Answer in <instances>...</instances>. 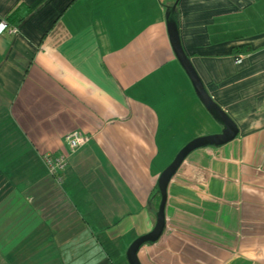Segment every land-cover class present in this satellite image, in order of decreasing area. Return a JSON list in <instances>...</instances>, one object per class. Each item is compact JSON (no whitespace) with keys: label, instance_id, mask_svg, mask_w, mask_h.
<instances>
[{"label":"crops","instance_id":"obj_1","mask_svg":"<svg viewBox=\"0 0 264 264\" xmlns=\"http://www.w3.org/2000/svg\"><path fill=\"white\" fill-rule=\"evenodd\" d=\"M175 6L183 51L239 135L185 161L139 261L264 264V0H0L18 30L0 36V264H128L152 232L161 148L179 121L209 117L171 47ZM73 133L89 140L76 152ZM48 157L66 168L51 176Z\"/></svg>","mask_w":264,"mask_h":264},{"label":"water","instance_id":"obj_2","mask_svg":"<svg viewBox=\"0 0 264 264\" xmlns=\"http://www.w3.org/2000/svg\"><path fill=\"white\" fill-rule=\"evenodd\" d=\"M176 6L171 10L167 20L169 28V38L174 55L188 77L193 90L204 107L206 112L212 119L222 127V133L216 136H210L192 141L186 145L176 156L170 166L160 175L154 188L152 197L159 196L160 205L156 216L155 227L151 233L136 240L128 249L126 260L128 264H141L138 258L139 252L145 246L157 244L164 235L166 229V206L168 199V188L173 178L177 175L185 161L193 153L206 148H222L236 140L239 131L236 125L228 118V116L213 102L204 88L197 72L192 66L190 60L185 55L180 37L179 25L175 14Z\"/></svg>","mask_w":264,"mask_h":264},{"label":"rangeland","instance_id":"obj_3","mask_svg":"<svg viewBox=\"0 0 264 264\" xmlns=\"http://www.w3.org/2000/svg\"><path fill=\"white\" fill-rule=\"evenodd\" d=\"M163 84H164V89H166L167 92L169 91L166 94L167 99L170 98L171 95H174L173 92L175 93L178 92L177 83L176 81H174V79H170L169 81L166 79ZM178 87L182 90L180 84ZM191 89H193V87H191ZM158 91L160 93L162 92L161 87L159 88ZM182 103L185 105L184 101H182ZM198 115L199 118L196 117V121H195L192 113V119H191L192 124H189L187 128L183 127L184 125H186L185 119L179 121L178 124L182 126V128H180L178 131L177 138L175 140V142L177 143L166 145L164 146V149L161 148L160 163L162 166H164L163 171H165L170 166V164L176 158L177 154L192 141L210 136L220 135L222 133V128L220 126L216 127V125L212 123L211 119L209 120V117H211L210 115L209 117L206 116V119L202 117L201 112H199Z\"/></svg>","mask_w":264,"mask_h":264},{"label":"built area","instance_id":"obj_4","mask_svg":"<svg viewBox=\"0 0 264 264\" xmlns=\"http://www.w3.org/2000/svg\"><path fill=\"white\" fill-rule=\"evenodd\" d=\"M17 32V29L8 26V24L4 21H0V36L5 34L11 36L15 35ZM65 141L71 152H76L89 143V140L87 138L78 133H73L67 136ZM45 163L50 171L51 176H55L59 171L64 170L67 166V162L64 158L54 159L48 157L45 160Z\"/></svg>","mask_w":264,"mask_h":264},{"label":"trees","instance_id":"obj_5","mask_svg":"<svg viewBox=\"0 0 264 264\" xmlns=\"http://www.w3.org/2000/svg\"><path fill=\"white\" fill-rule=\"evenodd\" d=\"M13 16H14V14H12L11 16H9V17L7 18V20H6V23L8 24V26L17 29V26H15L16 24L14 25V23L12 22V21H14V20L12 19ZM11 19H12V21H11ZM240 51H241V50H240ZM237 52H239V51H237ZM237 52H236V53H237ZM244 53H247V52L245 51Z\"/></svg>","mask_w":264,"mask_h":264}]
</instances>
